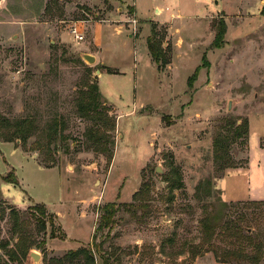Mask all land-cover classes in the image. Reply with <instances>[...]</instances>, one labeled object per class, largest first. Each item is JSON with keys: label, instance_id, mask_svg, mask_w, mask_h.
<instances>
[{"label": "rangeland", "instance_id": "obj_1", "mask_svg": "<svg viewBox=\"0 0 264 264\" xmlns=\"http://www.w3.org/2000/svg\"><path fill=\"white\" fill-rule=\"evenodd\" d=\"M263 5L0 0V264H20L6 251L21 242L25 264H59L83 247L96 264H259ZM74 24L82 39L70 33ZM149 36L165 62L152 58ZM91 52L103 64L83 58ZM94 82L109 121L80 112ZM104 144L111 154L98 150ZM205 181L213 193L197 196ZM110 202L117 213L97 230ZM224 203L207 240L202 220Z\"/></svg>", "mask_w": 264, "mask_h": 264}, {"label": "trees", "instance_id": "obj_2", "mask_svg": "<svg viewBox=\"0 0 264 264\" xmlns=\"http://www.w3.org/2000/svg\"><path fill=\"white\" fill-rule=\"evenodd\" d=\"M262 12L264 13V5L262 8ZM224 33H225V29L218 30V32L216 34V38L214 40L215 46H217V47L220 46L219 40L221 41V38L223 37ZM154 40L155 39L153 36L148 37V47H149L150 53H151L152 58L154 59V61L156 63H158V64L161 62L163 63V62H165L164 54H163L160 46L157 45V42H155ZM198 72H199V67L195 70L194 74L192 76H190L189 83L193 82V80L197 76ZM108 73H117V72L109 70ZM101 98H102V95H101L100 90H99V85L95 82L88 85V89L86 91V96L84 98V101L80 103V107H79L82 116L89 118V119H98V120L104 119V120L109 121L108 120L109 119L108 109L105 108L104 102L101 101ZM111 148H112L111 145L109 146L107 144H104L98 150L103 152V153L111 154V152H112ZM12 182L18 184V181H16V180L12 181ZM197 188H198L197 192L199 191V193H197V196H201L200 192L202 190L206 192L207 196H209V195L211 196V194L213 193V184L210 181H205V182L199 184V186ZM137 195L138 194H136V196ZM227 205L228 204L224 203V204H221L222 207H220V206H219V208L214 207V209L211 210L206 215V217L202 220L203 231H204V234L206 235L207 240H212V237L216 232V228H218V226L221 224L220 222L222 221V219L224 217L223 210H224V208L226 209L228 207ZM39 208L41 210L40 211L41 217L37 216V221H38V224L40 226L39 230L42 231V230L47 229V220L45 219L47 213H46V209L44 207L43 208L39 207ZM117 210H118V206L116 203H114V202L107 203L103 207V210H102L103 212L101 215V223L99 224L97 230H102L105 227H110V224H111L115 214L117 213ZM50 222H52V218H51ZM224 228L226 230L232 229L231 227L228 226V223L225 225ZM52 236L54 237V235H52ZM242 237H244V236H242ZM245 237L248 238L249 240H251V237L249 235H247ZM250 243H252V240L250 241ZM260 246H262V243L256 244V247H258L257 249H259V256L255 257V258L258 262H260L259 264H264V249L260 248ZM4 247H6V245ZM6 252H7L6 254L9 256L10 259L18 260L20 262V264H25L24 259L25 260L27 259L30 251H29V246H27L24 242H21V244L18 245L17 251L14 250V251H6ZM215 253L218 256V253L216 251H215ZM74 259H77L79 262L83 261L82 264H96V258L94 255V251L92 248H89V247L71 249V250L67 251L65 253V255L57 261V263L63 264V263H65V261L71 262ZM50 260H52V259H49V261ZM106 262H105V264H109L108 260Z\"/></svg>", "mask_w": 264, "mask_h": 264}, {"label": "water", "instance_id": "obj_3", "mask_svg": "<svg viewBox=\"0 0 264 264\" xmlns=\"http://www.w3.org/2000/svg\"><path fill=\"white\" fill-rule=\"evenodd\" d=\"M83 58L85 59V60H87L89 63H94L95 62V56L94 55H91V54H88V53H83ZM98 72H100V71H98ZM157 171H162L161 169H157ZM32 257H33V259H35V260H39V254L38 253H35V252H31V254H30Z\"/></svg>", "mask_w": 264, "mask_h": 264}, {"label": "built area", "instance_id": "obj_4", "mask_svg": "<svg viewBox=\"0 0 264 264\" xmlns=\"http://www.w3.org/2000/svg\"><path fill=\"white\" fill-rule=\"evenodd\" d=\"M70 33L77 40L82 39V37H83L82 31L78 28V26L76 24L70 26Z\"/></svg>", "mask_w": 264, "mask_h": 264}, {"label": "crops", "instance_id": "obj_5", "mask_svg": "<svg viewBox=\"0 0 264 264\" xmlns=\"http://www.w3.org/2000/svg\"><path fill=\"white\" fill-rule=\"evenodd\" d=\"M95 41L97 42V44H99L100 43V41L95 37ZM91 54H94L95 55V58H96V60L97 61H100L102 64H103V62L104 61H101L102 60V58L99 56V54H97V53H95V52H91ZM103 74V73H102ZM102 74H101V76H102ZM91 230V229H90ZM91 232V231H90ZM68 239H69V236L67 237Z\"/></svg>", "mask_w": 264, "mask_h": 264}]
</instances>
